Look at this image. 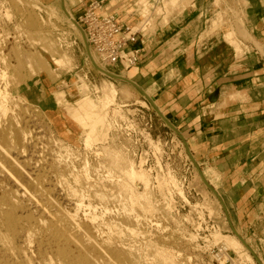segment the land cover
<instances>
[{
	"label": "rangeland",
	"instance_id": "rangeland-1",
	"mask_svg": "<svg viewBox=\"0 0 264 264\" xmlns=\"http://www.w3.org/2000/svg\"><path fill=\"white\" fill-rule=\"evenodd\" d=\"M47 1L0 0V88L8 94L4 101L6 112L0 115V142L20 165H16L18 169L1 161L14 178L6 171L0 172V212L10 209L21 219L16 229L8 232L2 223L5 214L0 213V233L9 237L0 239V264H83L76 260L79 256H86L92 264H264V193L251 184L238 185L241 177L236 173H231V180L222 185L215 166L207 162L201 165L192 152L188 157L183 143L188 142L187 136L165 118L148 91L118 74L122 66L107 67L117 73L107 71L117 80L101 75L98 69L106 70L76 21L91 0H57L55 4ZM169 1L163 0L149 11L151 16L146 17L150 24L144 31L147 36L156 31L160 21L168 22L180 3L193 2L178 0L173 6ZM240 5L215 0V15L207 17L212 18V32L224 19L229 23L225 39L239 55L242 47L238 37L249 38ZM135 14L131 25L138 26L143 17L139 9ZM173 38L169 37V46L174 45ZM53 57L62 59V66L56 65ZM107 84H113L118 91L116 104L104 113L108 138L99 136L89 147L85 144L87 134L75 122V116L89 104L100 111V97L109 94ZM121 104L125 106L123 111L113 114L114 106ZM18 130L24 131V137L22 134L20 141L14 138L12 145L1 136L5 133L13 138ZM151 141L160 143L162 151ZM109 148L121 149L125 158L138 166L145 160L143 169L152 182L148 189L151 204L148 199L143 204L141 199L132 206L125 194H119L122 173L109 164L113 153ZM193 164L199 165L200 178ZM22 169L26 171L20 172ZM22 173L30 182L32 177L43 190L37 193L38 199L34 193V198L30 196L31 188L27 194L18 187V198L10 193L18 189L16 179L28 185ZM158 175L175 177L187 199L180 196L177 187H160L155 180ZM103 192L105 195H101ZM225 199H230L229 209ZM43 204L54 208L56 217L62 211L77 215L76 222L65 223V233L81 245H67L63 251L66 257L60 253L50 226L46 227L54 220L47 217ZM149 204L152 209L147 207ZM28 216H32L34 225L31 224V233L30 223L25 221ZM217 232L237 237L253 262L242 261L224 242H215ZM88 235L97 246L89 243ZM161 252L169 258L160 257Z\"/></svg>",
	"mask_w": 264,
	"mask_h": 264
},
{
	"label": "crops",
	"instance_id": "crops-1",
	"mask_svg": "<svg viewBox=\"0 0 264 264\" xmlns=\"http://www.w3.org/2000/svg\"><path fill=\"white\" fill-rule=\"evenodd\" d=\"M136 1L111 0L107 12L122 13L131 24ZM214 1L180 3L168 22L160 21L135 44L143 49L141 62L117 71L149 92L165 118L187 136L195 159L215 166L222 185L236 173L238 185L264 193V0H226L241 4L245 13L249 38L238 37L241 55L225 39L230 28L225 19L211 31L207 17L215 15ZM162 2L148 0V6Z\"/></svg>",
	"mask_w": 264,
	"mask_h": 264
},
{
	"label": "bare ground",
	"instance_id": "bare-ground-1",
	"mask_svg": "<svg viewBox=\"0 0 264 264\" xmlns=\"http://www.w3.org/2000/svg\"><path fill=\"white\" fill-rule=\"evenodd\" d=\"M177 1L178 0H170L168 3H173L174 5L173 6H175V4H177ZM137 3H138V5H139V10L141 11V13H142V17H143V20H142V22H140V24L138 25V26H136V28H139V29H142V27H144L145 25H146V23H148V24H150V14L151 13H149V11L151 12V9H150V7L148 6V0H137L136 1ZM165 2H166V0H165ZM37 7V6H36ZM39 7V6H38ZM155 9V8H154ZM158 9V8H157ZM158 12V11H157ZM67 13V12H66ZM131 13V12H130ZM156 13V12H155ZM64 14V13H63ZM158 14V13H157ZM68 15V14H67ZM149 15V17H146V16H148ZM57 17V16H56ZM64 18H65V16H64ZM73 20V19H72ZM76 20V19H75ZM77 21V20H76ZM69 22H70V20H69ZM78 23V22H77ZM241 25V24H240ZM80 26V25H79ZM242 27V26H241ZM80 28H81V26H80ZM81 30H82V28H81ZM229 35H231V34H229ZM85 41H86V39H85ZM85 41H84V43H85ZM86 44V43H85ZM87 47V46H86ZM44 49V48H43ZM53 61H54V63L56 64V65H59L60 64V66H62L61 65V63H63L64 61L62 60V59H59V58H56V57H53ZM63 65H65V64H63ZM95 65V64H94ZM95 67H96V65H95ZM97 68V67H96ZM104 68V67H103ZM105 69V68H104ZM100 72H102V73H104V74H106V76L110 79V80H117V79H115V78H113V77H111L110 76V74L108 75V73H107V71H109V70H107V69H105L106 71H103V70H100V69H98ZM2 72V71H1ZM109 72H112V71H109ZM112 73H115V74H117L116 72H112ZM4 74H6V72L4 73ZM118 74H120V73H118ZM1 75V74H0ZM3 76V75H2ZM5 77H6V75H4ZM4 79V78H3ZM111 83V82H110ZM106 88L109 90V94H106V95H104L102 98L100 97V106H99V110L100 111H98L97 110V106L96 105H93V104H89V105H86V106H84L83 107V109H82V113H80V114H77L76 116H75V122L81 127V128H83L84 130H85V132H86V134H87V139H85L86 140V142L87 143H85L86 144V146H89L90 147V144H93V141L94 140H96V139H98V137L99 136H102L103 135V137L105 136V137H107L106 136V134L107 133H105L104 132V127H106V124H107V118H106V114H107V108H110L111 107V105H113V104H116V102H115V98H116V96L118 95V91H117V88L113 85V84H107L106 85ZM7 92L4 90V89H1L0 88V115H3L5 112H6V107H5V105H4V101H5V99H7ZM117 106V105H116ZM116 106H114L115 108L113 109V114L114 113H117L118 111L119 112H121V111H123V108H124V104H121V105H118L117 107ZM116 108H117V110H116ZM105 111H106V114H104L105 113ZM111 112V111H110ZM109 113V112H108ZM116 116V115H115ZM122 118V117H121ZM113 119V118H112ZM110 122H111V120H110ZM112 123V122H111ZM112 126H113V124H112ZM131 127V126H130ZM108 129H110V128H108ZM107 132V131H106ZM109 132V131H108ZM22 134H23V137H24V131H21V130H18V131H16V134H15V136H13V138H10V137H8V135H6L5 133H2L1 134V136H2V138L4 139V141L7 143V144H9V145H12V143L14 142V138H16V140L17 141H20L21 139H22ZM102 138V137H101ZM108 138V137H107ZM106 138V139H107ZM110 138V137H109ZM186 140V139H185ZM97 141V140H96ZM92 142V143H91ZM152 142V141H151ZM184 142V148L187 150V151H189L188 152V157H189V155L191 154L190 152H192L191 151V149H190V147L189 146H187L188 145V143L186 142V141H183ZM153 143V142H152ZM154 145H155V148L157 149V150H159V151H162V149H161V146H160V143H158V144H155V143H153ZM67 146H69V145H67ZM108 146V145H107ZM111 146V145H110ZM103 149H105V147L103 148ZM108 148H106L105 149V151L107 150ZM110 149V148H109ZM111 149H112V151H113V153L111 154L110 152H112L111 151ZM110 149V151H109V153L111 154V156H109L110 154L108 153V156H109V158L110 157H112V159L110 160V162L111 163H109L110 165L112 164V166L111 167H113V168H118L119 170L121 169V179H120V182H118V191H119V194L120 193H122V194H125L126 195V197H128L130 200H131V205L133 206V204L136 202V201H139V200H141L142 199V201L141 202H143V201H145L146 199H148V200H146V201H151L150 199H151V192H150V195H149V192H148V189L150 188L149 186L151 185V176L149 175V173L146 171V170H144L143 168V164H145V160L143 159L141 162H140V164H139V166L135 163V161L134 160H132L131 158L129 159V158H125V156H124V152H122V151H120L121 149H119V151H118V149H117V151H116V149L115 150H113V148H111ZM66 150H68V149H66ZM103 152V151H102ZM126 153V152H125ZM107 154V153H106ZM128 154V153H127ZM126 154V155H127ZM104 156V155H103ZM106 156V155H105ZM127 157V156H126ZM2 160H6L7 162H9L11 165L12 164H14L15 165V167H16V165L18 166L19 165V163H16V161L9 155V153H8V150L5 148V146L3 145V144H1V142H0V172H3V171H6L9 175H11L13 178H14V176L12 175V174H10V171H8V170H6V168L3 166V164L1 163V161ZM140 161V160H139ZM105 163V162H104ZM194 165V164H193ZM20 166V165H19ZM109 166V165H108ZM159 166L160 167H162V165H161V163L159 162ZM22 167H24V166H22ZM194 167H195V169H196V172L198 173V169H197V167L198 168H200L199 167V165L198 166H196V165H194ZM16 168H18L19 169V167H16ZM15 168V169H16ZM25 168V167H24ZM113 168H111L112 170H113ZM21 169V168H20ZM111 169H110V174H111ZM117 169V170H118ZM25 169H22L20 172H23ZM26 170H27V168H26ZM25 170V171H26ZM84 170H86V169H84ZM116 170V169H115ZM114 171V170H113ZM16 172H18V171H16ZM29 172V171H28ZM19 173V172H18ZM26 174H27V172H25ZM112 173H114V172H112ZM23 174V173H22ZM22 174H20V175H22ZM29 174V173H28ZM27 174V175H28ZM116 174V173H115ZM20 175H18L19 176V178H20ZM27 175H24L23 174V176L25 177H27ZM31 175V174H30ZM109 175V174H108ZM29 176V175H28ZM198 176H199V178L201 177L200 175H199V173H198ZM11 177V178H12ZM17 177V176H16ZM25 177V179H27ZM32 178V177H31ZM30 178V180H32L31 182L29 181H27L26 183L28 184V185H26L25 184V182L23 181V179L22 180H20V179H16V181L15 182H17L16 184H18V186H17V188L19 187V188H21V189H23V191L24 192H27V194H28V192H29V189L28 188H31L32 189V195H30V196H34L33 195V193L36 195V197L35 198H37L38 197V195H37V193H41V192H43V190L41 189V188H39L38 186H37V184L33 181V179H31ZM119 179V178H118ZM123 179V180H122ZM14 180V179H13ZM155 180L157 181V183H158V185L161 187L162 185H165V186H168V185H172L173 187H177L178 186V183H177V179L175 178V177H173V176H169L168 178L167 177H164V176H161V175H158L156 178H155ZM22 181L24 182V183H22ZM116 181V180H115ZM122 181V182H121ZM153 181V180H152ZM204 181V180H203ZM155 182V181H154ZM206 183V182H205ZM117 184V183H116ZM209 184V183H208ZM16 187V186H15ZM19 188L17 189V190H15V191H12V192H10L11 194H13L15 197H17V196H19L18 194H19ZM20 189V190H21ZM30 189V190H31ZM116 189V188H115ZM176 189H178V187L176 188ZM44 191H46V190H44ZM180 192V193H179ZM30 193V192H29ZM47 193H48V191H47ZM104 193V192H103ZM103 193H101V195H105V193L103 194ZM178 193L179 194H181L180 196L182 197V198H184V199H187V197H186V195H184V193L182 192V190H181V188H180V190L178 189ZM42 194V193H41ZM43 194H45V193H43ZM12 195V196H13ZM45 196H47V195H45ZM32 197H30V198H32ZM33 197V198H34ZM44 197V196H43ZM14 198V197H13ZM18 198V197H17ZM29 198V199H30ZM41 198V197H40ZM46 198V197H45ZM49 198V197H48ZM127 198V199H128ZM155 198V197H154ZM9 199V198H8ZM38 199V198H37ZM37 199H33V200H37ZM42 199H44V198H42ZM145 199V200H144ZM5 200V199H4ZM17 200V199H16ZM20 200V199H19ZM48 200V202L50 201V199H47ZM9 201V200H8ZM13 201V200H12ZM44 201V200H43ZM145 201V202H146ZM20 202V201H19ZM35 202V201H34ZM40 201L38 200V203H39ZM52 202V201H51ZM148 202V203H149ZM139 203L140 202H138V205H139ZM147 203V202H146ZM146 203H144L143 202V204H146ZM48 204V203H47ZM137 204V203H136ZM142 204V203H141ZM140 204V205H141ZM150 204H151V202H150ZM149 204V205H150ZM0 205H1V203H0ZM10 205V204H9ZM39 205V204H38ZM37 205V206H38ZM135 205V204H134ZM147 206V207H151V205L150 206ZM152 205H154V204H152ZM14 206H16V205H14ZM131 206V207H132ZM141 206H144V205H141ZM12 207V206H11ZM10 207V208H11ZM17 207H19V206H17ZM39 208V207H38ZM41 208V207H40ZM39 208V210H41L42 208H43V211L44 212H46L49 216H47L48 218L50 217V218H52L54 221H50V225H48V226H46V227H49L50 226V231L53 233V235H55V240H56V242H57V244H58V247H60V253H62V255H64V257H66V255H65V248L67 247V245H69V244H73V246H75V247H79L80 248V243H79V241H77L74 237H72L71 235H68V234H66L65 232V223L67 222V225H68V223L69 222H73L74 223V221L76 222V213H70V212H61L57 217H56V215L54 216V214H53V212H52V210L54 209H50V208H47L46 206H45V204H43V206H42V208L40 209ZM145 208V207H144ZM153 207H151V209H152ZM14 209V208H13ZM56 210L58 209V208H55ZM148 209V208H147ZM147 209H146V211H147ZM150 209V208H149ZM16 210V209H15ZM145 210V209H144ZM55 211V210H54ZM1 212L3 213V214H5V217H4V215H3V217H4V221L2 222V223H4V225L3 226H5L6 227V230L9 232V231H11V230H15L16 229V227H17V225L19 224V223H21V219L19 220V217L17 216V214H15V211H13V210H4V211H2L1 210ZM0 212V213H1ZM1 213V214H2ZM0 214V215H1ZM2 217V216H1ZM0 217V220L2 221V218ZM27 217V216H26ZM30 216H28V218H29ZM32 217V216H31ZM30 217V218H31ZM27 218V219H28ZM29 218V219H30ZM25 220V221H27L28 222V224L30 223V228H28V231L31 233V232H33V228H32V222H33V220H32V218L29 220ZM93 219H94V217H93ZM24 220V219H23ZM24 222V221H23ZM46 222V221H45ZM48 222H49V220H48ZM32 224V225H31ZM34 226V225H33ZM45 226V225H44ZM47 229V228H46ZM79 229V228H78ZM48 230H49V228H48ZM130 231L134 234V231H135V229H132V228H130ZM79 232H81V231H79ZM131 233V234H132ZM135 233H136V231H135ZM84 235H86V234H84ZM6 236L8 237V235H6V233H5V235L3 236L1 233H0V239L2 238V239H4L5 240V238H6ZM86 237H88V241H89V243H91V245L94 247V246H97V243H96V241L94 240V238L92 237V236H90V235H88V236H86ZM9 238V237H8ZM214 241L216 242V241H222V242H224V244H225V246L226 247H229V248H231V249H233V250H235L236 252H237V254L240 256V258H242V261L243 260H247V261H250V262H253V260H252V258H251V256L248 254V252H247V250H246V248L242 245V243L238 240V238L237 237H234V236H231V235H224V234H222V233H220V232H217V233H215L214 234ZM7 240V242H8V239H6ZM4 242V241H3ZM153 247V246H152ZM68 248V247H67ZM157 250V249H156ZM64 251V252H63ZM158 252V251H157ZM120 254V253H119ZM165 253L163 252H161L160 253V257H162V258H164V256H166L167 258H169L168 256H167V254L166 255H164ZM118 255V254H117ZM145 255V254H144ZM156 255V254H155ZM157 255H158V253H157ZM119 257H121V256H119ZM160 257H159V259H160ZM165 257V258H166ZM164 258V259H165ZM166 258V259H167ZM172 259V258H171ZM77 261L79 260V261H81V262H83V264H92V262H89V260H88V258L86 257V256H79V257H77V259H76ZM161 260H163V259H161ZM140 261V260H139ZM107 262V261H106ZM95 264V263H94ZM98 264V263H97ZM105 264V263H104ZM108 264V263H107ZM254 264V263H253Z\"/></svg>",
	"mask_w": 264,
	"mask_h": 264
},
{
	"label": "built area",
	"instance_id": "built-area-1",
	"mask_svg": "<svg viewBox=\"0 0 264 264\" xmlns=\"http://www.w3.org/2000/svg\"><path fill=\"white\" fill-rule=\"evenodd\" d=\"M110 1H90L85 12L77 18V22L82 28L87 45L102 67L107 69L122 66V69L127 70L141 62L143 49L135 47V44L145 35L144 31L149 24L146 23L139 29L129 24L122 13L107 12ZM136 7L139 8L137 2ZM134 15L136 14L133 10L131 16ZM180 136L184 140L182 135Z\"/></svg>",
	"mask_w": 264,
	"mask_h": 264
}]
</instances>
